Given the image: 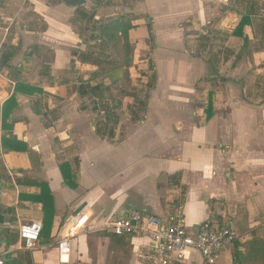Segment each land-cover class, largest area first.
I'll return each instance as SVG.
<instances>
[{
	"label": "crops",
	"instance_id": "obj_1",
	"mask_svg": "<svg viewBox=\"0 0 264 264\" xmlns=\"http://www.w3.org/2000/svg\"><path fill=\"white\" fill-rule=\"evenodd\" d=\"M115 1L0 0V57L17 49L0 70L3 264H61L56 243L83 215L68 264H140L134 251L145 239L102 229L137 210L165 218L181 206L189 235L216 223L241 240L264 235L263 0L250 9L241 0ZM131 14L141 19L129 33L138 78L151 66L155 86L138 120L113 89L122 105L112 106L105 139L77 80L96 71L85 58L90 18ZM40 185L53 203L49 239L17 250L18 226L43 224ZM182 264L204 262L192 251ZM216 264H231L230 251Z\"/></svg>",
	"mask_w": 264,
	"mask_h": 264
},
{
	"label": "trees",
	"instance_id": "obj_2",
	"mask_svg": "<svg viewBox=\"0 0 264 264\" xmlns=\"http://www.w3.org/2000/svg\"><path fill=\"white\" fill-rule=\"evenodd\" d=\"M247 8H252V0H241ZM264 4V0L262 2ZM140 16L127 15L125 17H117L108 19L104 22H95L90 18L92 29L94 30V46L90 55H87L86 61L96 67V71L87 74L83 79H78L79 84L78 97L84 99L82 106H92V113L96 114L95 129L96 133L105 139L111 138L112 132L109 123L114 119V109L112 106H118L117 103L110 104L109 100H105V94L110 93L113 99V89L117 87L119 82H126V87L131 83L132 75L130 69L134 64V48L129 41V33L135 29L140 21ZM248 22V15L243 16L237 25L234 34L240 38L243 37V28ZM17 53V49L6 51L0 57V70L8 65L9 60ZM149 66L147 72L140 74L146 78L147 83L142 92H134L135 96H130L128 90L119 94V97H128L131 104L128 105L131 119L138 120L144 114L150 91L155 86V73ZM141 79V78H140ZM107 80V84L104 81ZM21 83H17L16 89L19 90ZM127 89V88H125ZM112 101V100H111ZM13 141H16L13 139ZM4 138L2 140V146ZM61 168V167H60ZM63 170V167H62ZM63 172V171H62ZM65 179V178H64ZM68 180V179H66ZM68 183L69 182L68 180ZM41 186L42 205L44 211V219L40 238L49 239V231L51 220L54 214L52 198L48 188ZM212 225V224H209ZM220 225V224H215ZM17 238V236H15ZM231 255V264H264V235L259 236L252 234L248 239L236 240L229 249Z\"/></svg>",
	"mask_w": 264,
	"mask_h": 264
},
{
	"label": "built area",
	"instance_id": "obj_3",
	"mask_svg": "<svg viewBox=\"0 0 264 264\" xmlns=\"http://www.w3.org/2000/svg\"><path fill=\"white\" fill-rule=\"evenodd\" d=\"M10 176L12 178V174ZM87 221L88 218L83 215L57 241L61 264H68L71 242L85 228ZM102 229L115 236L145 239L147 246L134 251L140 264H182L192 251L201 256L204 264H216L218 258L239 239L231 227L209 224L203 225L194 235H189L181 206L173 207L165 218L146 211H132L123 217L110 218ZM41 231L39 221L20 224L17 228V250H35ZM0 264H3L1 260Z\"/></svg>",
	"mask_w": 264,
	"mask_h": 264
},
{
	"label": "rangeland",
	"instance_id": "obj_4",
	"mask_svg": "<svg viewBox=\"0 0 264 264\" xmlns=\"http://www.w3.org/2000/svg\"><path fill=\"white\" fill-rule=\"evenodd\" d=\"M125 2V4H127L128 6L132 3V2H134V0H116L115 2L117 3L118 2V4L120 5L121 3H119V2ZM141 53H138L137 55H136V60L138 59V58H140V55ZM143 55H145L146 56V53H143ZM141 59V58H140ZM135 60V70L136 71H134V69H132L131 70V72H132V79L133 80H131L132 81V84L131 85H129L128 87H126V82H124V80L121 82V83H119L118 85H117V87L115 88V91H117V93L118 92H121V93H124L125 92V90H128V92H126L127 94L128 93H130V96H132V97H134L135 96V94H134V92H142L143 90H144V87H145V85L147 84V83H149V81L147 80V79H144V81L142 82L139 78H138V76H139V73L141 72V69L138 71L137 69H138V62ZM137 72V73H136ZM125 88H127V89H125ZM120 94V93H119ZM118 94V95H119ZM110 93H106L105 94V100H109L110 101V104H115V103H117V105H119V106H121L122 105V103L120 102V100L122 99H118V100H115L114 98L113 99H109L110 97ZM127 99H129V96L128 97H126ZM112 100V101H111Z\"/></svg>",
	"mask_w": 264,
	"mask_h": 264
},
{
	"label": "water",
	"instance_id": "obj_5",
	"mask_svg": "<svg viewBox=\"0 0 264 264\" xmlns=\"http://www.w3.org/2000/svg\"><path fill=\"white\" fill-rule=\"evenodd\" d=\"M126 209H129V208H126ZM4 243H5V241H3V240L1 241V240H0V245H2V244H4ZM6 247H7V245H6Z\"/></svg>",
	"mask_w": 264,
	"mask_h": 264
}]
</instances>
